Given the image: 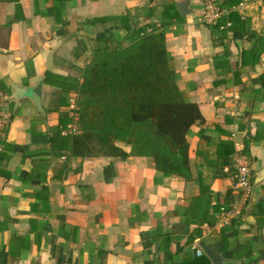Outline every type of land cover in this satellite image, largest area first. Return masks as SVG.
Returning <instances> with one entry per match:
<instances>
[{"label":"crops","instance_id":"obj_1","mask_svg":"<svg viewBox=\"0 0 264 264\" xmlns=\"http://www.w3.org/2000/svg\"><path fill=\"white\" fill-rule=\"evenodd\" d=\"M150 1L0 3V93L12 114L0 151V264H198L200 243L231 264H264V180L240 219L217 226L220 208L241 202L238 150L254 184L264 172V51L244 63L254 36L264 38V0L232 9L240 30L224 0H212L223 11L213 28L199 20L207 0H190L185 18V0ZM170 4L180 19L163 22ZM121 15L165 31L178 87L202 112L188 136L191 180L159 172L129 146L128 156L79 157L50 142L71 117L93 51L110 32L127 43L126 30L89 21ZM17 88L39 95L43 112L30 99L16 107Z\"/></svg>","mask_w":264,"mask_h":264},{"label":"trees","instance_id":"obj_2","mask_svg":"<svg viewBox=\"0 0 264 264\" xmlns=\"http://www.w3.org/2000/svg\"><path fill=\"white\" fill-rule=\"evenodd\" d=\"M19 2L0 0L6 4ZM239 4L240 0H224L221 7L231 10V28L236 30L242 23L235 19L232 9ZM171 9L176 10V15L169 13ZM173 18L180 19L176 4L166 5L163 22ZM89 23L126 30L127 43L118 41L110 32L93 51L78 100L80 133L62 134L74 121L66 116V121H60L62 129L50 139L51 144L72 156L118 157L128 156L116 146L123 143L131 147L132 156L153 158L159 172L191 180L188 136L204 118L199 106L186 100L178 87L165 31L156 26L134 29L131 15L107 16ZM254 38L244 63H258L264 51V38ZM199 262L211 264L204 255Z\"/></svg>","mask_w":264,"mask_h":264},{"label":"built area","instance_id":"obj_3","mask_svg":"<svg viewBox=\"0 0 264 264\" xmlns=\"http://www.w3.org/2000/svg\"><path fill=\"white\" fill-rule=\"evenodd\" d=\"M223 11L212 1L207 0L199 15V20L202 24L208 27H219V20L221 19ZM228 23L224 30L230 27ZM9 99L0 93V151L2 150V142L6 138V132L9 129L12 121V114L8 110ZM72 112L71 117L74 119L73 123L67 129L62 131L64 136L76 135L80 133L78 120H79V107L78 101L73 102L70 106ZM234 167L236 170L234 188L241 198V202L235 203L230 207H221L218 214L217 226L224 228L229 226L234 220L240 219L243 215L246 206L249 204L253 196L254 184V171L252 168V161L248 155L243 151L238 150L234 158ZM198 253L201 255V251Z\"/></svg>","mask_w":264,"mask_h":264},{"label":"water","instance_id":"obj_4","mask_svg":"<svg viewBox=\"0 0 264 264\" xmlns=\"http://www.w3.org/2000/svg\"><path fill=\"white\" fill-rule=\"evenodd\" d=\"M190 3H191L190 0H185L184 2H180L177 4L181 17L185 18L191 13ZM132 25L133 28L135 29L134 23ZM14 98L16 99V107L22 106L25 103L26 99H30L36 105L38 110L43 112L42 102L40 100V97L35 93H32L25 89L17 88L14 91ZM116 146L127 153L129 152V149L123 143H117ZM263 180H264V172L260 173L257 176L255 185L261 183ZM199 246L201 250L204 252V254L210 258L213 264H231L230 261L226 260L222 254L215 253L213 250L209 249L205 244L200 243Z\"/></svg>","mask_w":264,"mask_h":264}]
</instances>
